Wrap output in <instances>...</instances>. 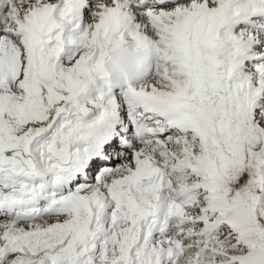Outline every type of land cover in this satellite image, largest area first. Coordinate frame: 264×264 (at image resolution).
I'll return each mask as SVG.
<instances>
[{
  "label": "snow or ice",
  "instance_id": "1",
  "mask_svg": "<svg viewBox=\"0 0 264 264\" xmlns=\"http://www.w3.org/2000/svg\"><path fill=\"white\" fill-rule=\"evenodd\" d=\"M0 264H264V0H0Z\"/></svg>",
  "mask_w": 264,
  "mask_h": 264
}]
</instances>
